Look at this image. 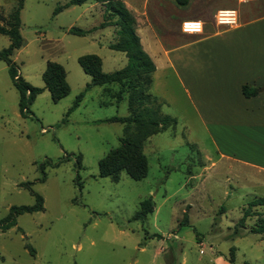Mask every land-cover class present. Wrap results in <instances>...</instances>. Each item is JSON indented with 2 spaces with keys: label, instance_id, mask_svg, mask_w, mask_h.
<instances>
[{
  "label": "rangeland",
  "instance_id": "rangeland-1",
  "mask_svg": "<svg viewBox=\"0 0 264 264\" xmlns=\"http://www.w3.org/2000/svg\"><path fill=\"white\" fill-rule=\"evenodd\" d=\"M68 1L23 0V42L11 58L21 78L43 88L24 113L8 65L0 59V264H264L263 234L250 231L264 215V206H253V215L243 226L237 224L251 200L264 198V172L241 160L257 161L259 135L238 123H213L210 116H200L175 74L163 65L162 54L154 57L158 69L150 91L176 125L143 142L148 162L144 178L134 180L122 171L114 182L98 175V161L119 145L125 127L103 120L126 116L127 103L115 102L94 85L68 112L90 81L77 58L99 55L107 72L122 68L126 57L108 47L114 41L108 29L69 33L71 26L87 30L97 25L102 11L89 7L90 0L53 13ZM191 1L174 4L187 9ZM15 5L16 0H0L2 16ZM2 16L0 24L6 25ZM176 20L172 16L168 22L170 33ZM157 29L165 34L164 27ZM9 42L0 34V51ZM142 44L148 50L144 40ZM47 61L64 67L70 86L57 102L42 80ZM44 161L57 165H44L41 181ZM24 182L41 195L43 209L18 214L14 225H4L11 206L35 202ZM149 196L152 212L136 219L140 202ZM184 213L186 225H180Z\"/></svg>",
  "mask_w": 264,
  "mask_h": 264
},
{
  "label": "crops",
  "instance_id": "crops-1",
  "mask_svg": "<svg viewBox=\"0 0 264 264\" xmlns=\"http://www.w3.org/2000/svg\"><path fill=\"white\" fill-rule=\"evenodd\" d=\"M91 1L89 7L99 6L103 18L104 6ZM122 1L134 16L135 33L142 49L155 64L153 73L158 69L154 57L162 54L163 65L175 74L178 85L192 105L199 109L200 116H210L213 123H238L245 130L257 133V161L241 160L264 172V140L259 142L264 139V0H192L189 9L181 10L171 0ZM223 9L236 11L235 24L221 25L216 22V12ZM172 16L177 17V25L176 32L170 33L168 22ZM184 20L201 21V31H182ZM100 22L87 29L88 33L101 29L98 27ZM159 26L164 27L163 36L157 29ZM102 28L113 34L114 41L109 44L115 43L119 27L112 24ZM142 39L148 50L143 47ZM153 42L158 44L156 50L152 49ZM242 84L256 85L261 90L256 96L245 98L241 94ZM101 87L104 91V86ZM122 101L125 100L118 102Z\"/></svg>",
  "mask_w": 264,
  "mask_h": 264
},
{
  "label": "trees",
  "instance_id": "trees-1",
  "mask_svg": "<svg viewBox=\"0 0 264 264\" xmlns=\"http://www.w3.org/2000/svg\"><path fill=\"white\" fill-rule=\"evenodd\" d=\"M87 0H69L54 8L53 13L66 8L69 5H80ZM104 6L103 18L98 27L102 28L108 25H117L118 39L115 43L109 44V48L124 52L127 57V64L120 69L112 72H104L101 69V58L96 54H84L77 58L82 70L90 76V81L85 84L84 89L76 96L74 104L68 110L77 106L78 101L83 97L84 92L94 85L104 86V92L115 97V100H125L127 103L128 114L126 116H112L104 119L105 122L124 123V133L119 138V145L110 149L105 156L98 161V175L109 177L112 181L119 180L120 172H125L130 178L140 180L144 178L148 170L147 158L143 152V142L147 137L164 131L168 127L176 125V119L173 116L165 114L162 111L161 101L157 96L150 92L152 84V73L155 70V64L142 49L139 38L135 33V19L132 13L127 9L122 0H94ZM178 6H186L190 0H172ZM23 6V0H16V5L7 17H3L6 25L0 24V34L9 37V44L0 51V59L3 60L9 68L14 86L19 94V108L22 113L26 112V107L32 100L42 92V87H36L25 81L17 74V69L11 55L15 49L22 45V37L19 33L20 10ZM114 17L116 19H114ZM69 33L75 35H84L89 30L71 26L67 29ZM44 88L49 92L53 102H57L65 97L70 86L66 81V71L64 67L55 61H47L42 72ZM116 86L121 89L116 90ZM125 87V90L122 88ZM261 88L252 84H242L241 94L245 98L256 96ZM127 93L124 97L123 92ZM49 163L55 166L57 163L44 161L40 163L42 172L41 181L45 179L43 166ZM80 163L77 161V166ZM78 178V177H77ZM31 182L21 183L22 186L30 189L35 196V202L32 205L11 206L9 213L3 219L4 225H14L15 216L24 212H36L43 209V198L31 189ZM253 206H264V198L256 197L251 200L243 210L242 217L239 219V225L243 226L245 219L253 215ZM153 210L152 198L149 196L140 202V209L136 213V219H143ZM223 210V208H222ZM186 213L180 225H186ZM2 225L0 224V228ZM250 231L257 234H263L264 239V215L257 219ZM31 253H34L32 247H28ZM233 250V248H231ZM234 260V254L231 253L230 261Z\"/></svg>",
  "mask_w": 264,
  "mask_h": 264
},
{
  "label": "built area",
  "instance_id": "built-area-1",
  "mask_svg": "<svg viewBox=\"0 0 264 264\" xmlns=\"http://www.w3.org/2000/svg\"><path fill=\"white\" fill-rule=\"evenodd\" d=\"M234 12L236 13V11L231 9L219 10L215 14V20L221 25H233L237 20V15H233ZM181 29L187 33L200 32L202 29V23L199 20H184L181 23Z\"/></svg>",
  "mask_w": 264,
  "mask_h": 264
},
{
  "label": "clouds",
  "instance_id": "clouds-1",
  "mask_svg": "<svg viewBox=\"0 0 264 264\" xmlns=\"http://www.w3.org/2000/svg\"><path fill=\"white\" fill-rule=\"evenodd\" d=\"M233 15H237V14L234 12Z\"/></svg>",
  "mask_w": 264,
  "mask_h": 264
}]
</instances>
